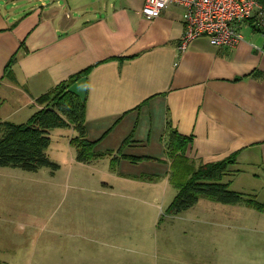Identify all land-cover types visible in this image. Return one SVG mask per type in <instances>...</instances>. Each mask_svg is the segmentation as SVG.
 Returning a JSON list of instances; mask_svg holds the SVG:
<instances>
[{
	"label": "crops",
	"instance_id": "1",
	"mask_svg": "<svg viewBox=\"0 0 264 264\" xmlns=\"http://www.w3.org/2000/svg\"><path fill=\"white\" fill-rule=\"evenodd\" d=\"M144 2L0 0V121L25 122L41 95L81 73L70 89L85 101L86 137L112 152L119 178L170 184L168 125L192 138L197 164L235 154L232 168L264 174V36L243 24L234 46L203 36L180 51L181 8L150 19Z\"/></svg>",
	"mask_w": 264,
	"mask_h": 264
},
{
	"label": "rangeland",
	"instance_id": "2",
	"mask_svg": "<svg viewBox=\"0 0 264 264\" xmlns=\"http://www.w3.org/2000/svg\"><path fill=\"white\" fill-rule=\"evenodd\" d=\"M67 133L50 131L55 171L0 167V264H264V212L201 198L169 215L171 184L119 178L108 158L79 163ZM233 169L222 182L264 204V174Z\"/></svg>",
	"mask_w": 264,
	"mask_h": 264
},
{
	"label": "trees",
	"instance_id": "3",
	"mask_svg": "<svg viewBox=\"0 0 264 264\" xmlns=\"http://www.w3.org/2000/svg\"><path fill=\"white\" fill-rule=\"evenodd\" d=\"M264 5V0H258ZM70 77L50 91L41 95L37 102L41 108L31 114L23 123L0 121V167L18 168L36 172L42 167L53 171L58 164L52 162L47 154L51 144L50 131L71 128L74 135L70 145L75 150V160L89 164L110 156L112 152H97L95 142L86 137V105L84 99L70 89L79 75ZM192 138L178 134L169 125L166 128V156L169 161L168 180L176 193L168 204L165 213L177 215L192 208L201 198L221 204H240L264 212V204L240 192L230 190L228 183L222 182L227 175L237 172L232 168L236 155L214 163H196L186 155ZM125 143V142H124ZM136 161L140 158L125 156ZM145 159V158H143ZM149 160H158L149 157ZM153 180L151 176H140Z\"/></svg>",
	"mask_w": 264,
	"mask_h": 264
},
{
	"label": "built area",
	"instance_id": "4",
	"mask_svg": "<svg viewBox=\"0 0 264 264\" xmlns=\"http://www.w3.org/2000/svg\"><path fill=\"white\" fill-rule=\"evenodd\" d=\"M170 5L182 10L183 34L178 49L207 37L213 46H234L242 40L240 27L249 24L264 36V5L258 0H145L141 14L157 18Z\"/></svg>",
	"mask_w": 264,
	"mask_h": 264
}]
</instances>
